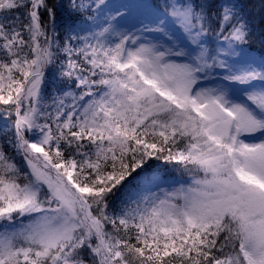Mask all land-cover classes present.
<instances>
[{
  "label": "snow or ice",
  "instance_id": "1",
  "mask_svg": "<svg viewBox=\"0 0 264 264\" xmlns=\"http://www.w3.org/2000/svg\"><path fill=\"white\" fill-rule=\"evenodd\" d=\"M0 264H264V0H0Z\"/></svg>",
  "mask_w": 264,
  "mask_h": 264
}]
</instances>
